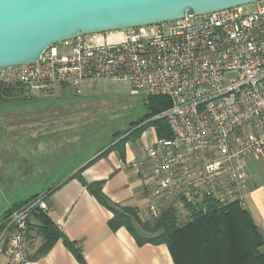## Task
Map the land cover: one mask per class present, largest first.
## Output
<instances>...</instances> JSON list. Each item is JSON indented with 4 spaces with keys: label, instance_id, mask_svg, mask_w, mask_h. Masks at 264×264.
Wrapping results in <instances>:
<instances>
[{
    "label": "built area",
    "instance_id": "obj_1",
    "mask_svg": "<svg viewBox=\"0 0 264 264\" xmlns=\"http://www.w3.org/2000/svg\"><path fill=\"white\" fill-rule=\"evenodd\" d=\"M150 26L96 33L49 47L35 63L0 69V100L49 97L63 86L126 82L145 104L165 97L169 137L132 162L145 214L185 224L208 206L243 205L246 159L264 149V0ZM43 193L4 216L0 249L27 259L31 217Z\"/></svg>",
    "mask_w": 264,
    "mask_h": 264
},
{
    "label": "rangeland",
    "instance_id": "obj_2",
    "mask_svg": "<svg viewBox=\"0 0 264 264\" xmlns=\"http://www.w3.org/2000/svg\"><path fill=\"white\" fill-rule=\"evenodd\" d=\"M146 114L126 82L63 86L49 97L7 94L0 100V217L132 135Z\"/></svg>",
    "mask_w": 264,
    "mask_h": 264
},
{
    "label": "crops",
    "instance_id": "obj_3",
    "mask_svg": "<svg viewBox=\"0 0 264 264\" xmlns=\"http://www.w3.org/2000/svg\"><path fill=\"white\" fill-rule=\"evenodd\" d=\"M156 139L154 129L148 128L134 142L125 145L124 160L116 152L99 157L104 153L100 152L80 167L75 166L54 184L60 187L47 199V215L65 238L80 250L84 264H174L165 245L148 243L139 246L125 228L111 230L108 222L112 212L73 178L81 170L80 177L85 183L102 182L101 192L109 203L119 208L135 209L139 220L153 222L155 219L144 213V188L132 162ZM245 173L247 188L241 208L247 211L264 238V149L246 159ZM41 243V237L31 232L26 247L28 259L21 264H80L61 240L46 253L38 255ZM261 250L264 251V246ZM0 255L4 264H13L3 256L1 249Z\"/></svg>",
    "mask_w": 264,
    "mask_h": 264
},
{
    "label": "trees",
    "instance_id": "obj_4",
    "mask_svg": "<svg viewBox=\"0 0 264 264\" xmlns=\"http://www.w3.org/2000/svg\"><path fill=\"white\" fill-rule=\"evenodd\" d=\"M169 107L167 98L150 97L146 104L147 114L144 120L135 125L139 126L147 122L135 129L132 135L108 148L99 157L116 152L119 158L124 160L125 144L134 142L148 128L154 129L158 139L169 137L165 120L154 119ZM80 173L81 170L73 178L112 212L113 216L108 222L111 230L125 228L139 246L148 243L165 245L174 264H264V251L261 250L264 246V238L247 211L236 202L223 206H208L205 213L194 215L185 224H177L176 218L170 213L161 215L153 222H142L137 217L135 209L119 208L109 203L101 192L102 182L87 184L81 179ZM59 187L60 185L54 186L45 191L46 200ZM41 194H35L16 204L6 211L4 216ZM30 223V231L40 236L42 240L37 251L38 255L46 253L55 242L61 240L77 261L84 264L80 250L65 238L47 213L34 212Z\"/></svg>",
    "mask_w": 264,
    "mask_h": 264
},
{
    "label": "water",
    "instance_id": "obj_5",
    "mask_svg": "<svg viewBox=\"0 0 264 264\" xmlns=\"http://www.w3.org/2000/svg\"><path fill=\"white\" fill-rule=\"evenodd\" d=\"M259 1L0 0V69L35 63L49 47L78 37L167 23Z\"/></svg>",
    "mask_w": 264,
    "mask_h": 264
}]
</instances>
